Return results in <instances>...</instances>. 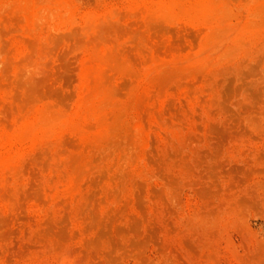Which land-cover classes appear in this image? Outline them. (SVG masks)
Segmentation results:
<instances>
[{
	"label": "rangeland",
	"instance_id": "374dc122",
	"mask_svg": "<svg viewBox=\"0 0 264 264\" xmlns=\"http://www.w3.org/2000/svg\"><path fill=\"white\" fill-rule=\"evenodd\" d=\"M0 264H264V0H0Z\"/></svg>",
	"mask_w": 264,
	"mask_h": 264
}]
</instances>
